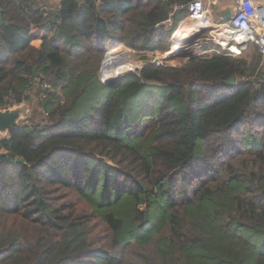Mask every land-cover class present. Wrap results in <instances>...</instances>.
Returning a JSON list of instances; mask_svg holds the SVG:
<instances>
[{
  "label": "trees",
  "instance_id": "obj_1",
  "mask_svg": "<svg viewBox=\"0 0 264 264\" xmlns=\"http://www.w3.org/2000/svg\"><path fill=\"white\" fill-rule=\"evenodd\" d=\"M190 1L0 0V108L36 111L0 139V264H264L258 47L100 75Z\"/></svg>",
  "mask_w": 264,
  "mask_h": 264
},
{
  "label": "built area",
  "instance_id": "obj_2",
  "mask_svg": "<svg viewBox=\"0 0 264 264\" xmlns=\"http://www.w3.org/2000/svg\"><path fill=\"white\" fill-rule=\"evenodd\" d=\"M95 1L97 4L101 2V0ZM218 1L192 0L188 5V19H191L193 24L198 23L195 27L198 26L199 30L208 29L209 35L205 38V41H213L215 46L200 54L211 52L240 57L252 45L258 47L259 52L264 54V0H250V2L235 0L231 17L216 21L214 6L218 4ZM182 22H180V26H182ZM176 35L174 34V36ZM180 48L172 50L171 53L177 54ZM151 62L158 65L165 64L160 59L151 60ZM26 94L28 95L30 92L27 91ZM3 137L0 134V139Z\"/></svg>",
  "mask_w": 264,
  "mask_h": 264
},
{
  "label": "rangeland",
  "instance_id": "obj_3",
  "mask_svg": "<svg viewBox=\"0 0 264 264\" xmlns=\"http://www.w3.org/2000/svg\"><path fill=\"white\" fill-rule=\"evenodd\" d=\"M250 2V0H248ZM214 18L216 21H222L217 14L214 13ZM182 22V26H180V23L177 27V35L174 36L175 33H173V35L171 36V42H170V46H169V50L166 52H161L160 50H156L154 52H148L145 57H143L144 55H142L141 53H139L138 51L134 50L131 47L125 46V45H117L110 48L108 55L105 59L104 62H106L108 59L110 58H120V57H125L126 54L130 55V63L125 62L126 64H136L135 67L132 69L131 74L136 72L138 69L142 68L146 62L148 61H153V60H163L165 62V64L167 65H182L183 63H185L189 58L194 57L198 54H200V51L203 50V47H201L198 42H206L204 43L206 46H208L210 48L215 47L213 41H205L204 39L209 35L208 34V29H203V30H199L198 26L195 27L197 25V23L192 24L190 22V20L188 19V17H186L185 19L181 20ZM173 24V22H168V25L171 26ZM194 28L195 30H199L196 38H194L193 40H191L190 42L188 41H183L182 45L181 41L183 39V36H186L187 34L190 33V31H194V30H189L190 28ZM199 42V43H200ZM174 48H173V47ZM183 46V47H182ZM184 48L182 49L180 52L176 53H168L172 48V50H176L178 48ZM256 46L252 45L249 47L248 50L245 51V53L242 55V57L247 58L249 61H252L254 59V57L256 55H258V51L257 49H254ZM204 51V50H203ZM202 51V52H203ZM201 52V53H202ZM124 62V60L121 61V63ZM120 64V63H119ZM105 71V70H104ZM127 73L124 76L130 74ZM122 76V77H124ZM121 78V77H120ZM106 79V78H105ZM102 80L104 81V78L102 77ZM30 110H31V115H35V107L33 106V100H30ZM2 135V134H1Z\"/></svg>",
  "mask_w": 264,
  "mask_h": 264
},
{
  "label": "water",
  "instance_id": "obj_4",
  "mask_svg": "<svg viewBox=\"0 0 264 264\" xmlns=\"http://www.w3.org/2000/svg\"><path fill=\"white\" fill-rule=\"evenodd\" d=\"M45 11H47L46 9H44ZM220 18L222 19H229L232 15L231 9L223 11V12H219L218 13ZM4 24V18L2 15V9L0 8V26H2ZM105 61V60H104ZM121 62V60H118V62H116L117 64H119ZM104 65L105 62H103L102 67H101V71H100V75L101 77H103L104 74ZM131 74V73H130ZM128 74V75H130ZM126 75V76H128ZM124 76V77H126ZM124 77L121 78H116V79H104V83L108 84L110 82H114V81H119L121 79H123ZM228 84L230 85H235L236 84V77L233 76L230 80L227 81ZM30 103L29 101H25L21 104H17V105H13L7 108H0V134H2L3 136H7L10 132V130L14 127L17 126L20 122H22L25 119H29L32 117L31 115V110H30ZM18 161H23L22 158H18Z\"/></svg>",
  "mask_w": 264,
  "mask_h": 264
},
{
  "label": "bare ground",
  "instance_id": "obj_5",
  "mask_svg": "<svg viewBox=\"0 0 264 264\" xmlns=\"http://www.w3.org/2000/svg\"><path fill=\"white\" fill-rule=\"evenodd\" d=\"M232 12V11H231ZM189 17V16H188ZM191 21V19H189ZM192 22V21H191ZM193 23V22H192ZM178 31H176L175 34H177ZM118 60H124V62H120V64H117ZM130 55L126 54L125 57H118V58H110L105 62L104 65V74L103 78L105 79H116L124 76L125 74L132 71V69L135 67L136 64H128L130 63ZM125 62H128L127 64ZM133 72V71H132ZM131 73V72H130ZM105 79V80H106Z\"/></svg>",
  "mask_w": 264,
  "mask_h": 264
},
{
  "label": "crops",
  "instance_id": "obj_6",
  "mask_svg": "<svg viewBox=\"0 0 264 264\" xmlns=\"http://www.w3.org/2000/svg\"><path fill=\"white\" fill-rule=\"evenodd\" d=\"M243 2H249L248 0H243ZM235 3V0H219L218 1V4H216L215 6H214V13L215 14H217L218 16H219V12H223V11H226V10H229V9H231V11H232V7H233V4ZM220 17V16H219ZM191 22V21H190ZM192 23V22H191ZM193 24V23H192ZM198 24V23H197ZM189 30H194V31H190V33L189 34H187L186 36H183V39L181 40V44L180 45H182V43H183V41H188V42H190L191 40H193L194 38H196V35H197V33H198V31L199 30H195L194 28H190ZM205 40V39H204ZM200 42V41H199ZM198 42V44L201 46V47H203L205 44L204 43H206V42H200L199 43ZM173 47V46H172ZM183 47V46H182ZM180 48L178 51L180 52L182 49H184V48ZM174 48V47H173ZM172 48V49H173ZM172 49L168 52V53H171V51H172ZM203 50H201L200 51V53L202 52Z\"/></svg>",
  "mask_w": 264,
  "mask_h": 264
}]
</instances>
